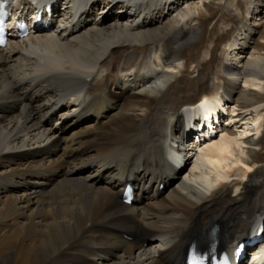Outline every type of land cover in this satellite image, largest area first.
I'll list each match as a JSON object with an SVG mask.
<instances>
[{"label": "bare ground", "instance_id": "1", "mask_svg": "<svg viewBox=\"0 0 264 264\" xmlns=\"http://www.w3.org/2000/svg\"><path fill=\"white\" fill-rule=\"evenodd\" d=\"M45 1L43 24L0 48V264H186L215 225L219 250L263 243L264 156L242 157L249 128L264 127L263 99L232 92L239 78L264 88V57L239 60L245 34L225 49L223 90L178 98L206 78L183 55L202 42L206 2L74 0L73 17L69 0ZM256 2L247 1L255 18ZM203 94L193 118L210 122L227 106L254 115L195 153L183 124ZM262 139L250 144L262 150Z\"/></svg>", "mask_w": 264, "mask_h": 264}, {"label": "rangeland", "instance_id": "2", "mask_svg": "<svg viewBox=\"0 0 264 264\" xmlns=\"http://www.w3.org/2000/svg\"><path fill=\"white\" fill-rule=\"evenodd\" d=\"M192 1L195 3L203 2V4L206 2L205 6L206 7L210 6V8L207 11L205 10L204 16L199 21V25L200 27H202L201 29L203 31L201 33L202 42L200 43V45H198L197 44L199 42L198 40L185 46V48H183V55L187 57V59H189V62H196V63L200 62L201 66L205 68L206 78L195 79L194 82L191 83V85L185 89V92H183L182 96L177 95L178 98L184 97L186 99L196 98V96L201 92L200 89L202 90L207 89L209 92L217 91L219 90V88L220 90L224 89L223 87L224 85H226L225 83H227L229 80V77H227L221 71L222 63L227 62L226 59L227 53L225 52V49L230 44L232 39L236 37L238 38V34H243V35L245 34L244 36H240L242 37L241 39L243 46L244 45L245 46L243 52L241 51L242 54L240 56L242 57L239 60H244V58L248 59L250 58L249 56L250 54L257 55L258 53H259L258 55L264 57V0H257L256 2L257 5H259V9L261 11V13H259V16L256 18L252 15L247 14L248 0H233L231 5H228V0H192ZM210 2L211 5H208V3ZM245 24L247 25L246 27L244 26ZM240 29L241 30L243 29V33L241 32ZM235 65H237V63ZM208 77H210L209 82H208ZM182 81L183 83L186 84V82H188V76L183 74ZM235 85H237L238 87H236ZM242 86H244L242 79L240 78L237 79L234 84V89L232 90L234 98L237 99L242 93L244 92L250 93L251 89H254L255 92L261 96V98L263 99L262 104H264V90H263L264 88L258 89L255 87H247V86H244L245 87L244 88ZM175 93L177 92L175 91ZM226 108L228 111H231L232 107L227 106ZM238 109L236 112L237 114L233 120L235 122V120L237 119L235 123H231L232 120L226 121L227 116H225V118L223 119V125L226 126L225 128L233 131L235 135L242 133L244 129L247 128L246 125H244L243 121L246 119H250V117H252L250 113H253L252 112L253 108H250L251 109L249 111L250 113L247 112L246 110L238 111ZM252 115H254V113ZM58 117L59 116H57V118ZM74 119H75L74 116L70 117L69 122L73 121ZM94 120L95 119L93 116L89 120V123L92 124ZM251 134L252 132L251 133L248 132L246 135H244V138L242 140L244 142V145L246 146L245 154L242 155L244 159H249L250 154L248 153V151L253 153V155L256 154L259 156H264V148L261 150L260 148H257L252 144H250V142L257 140ZM262 145L264 147V137L262 139ZM193 154L194 153H192L191 155ZM239 169H242V165L237 166L236 168L233 169V175L235 173H238ZM231 194L235 195L234 191L231 192ZM153 242L154 241L152 242L149 241L148 247H150V245Z\"/></svg>", "mask_w": 264, "mask_h": 264}, {"label": "snow or ice", "instance_id": "3", "mask_svg": "<svg viewBox=\"0 0 264 264\" xmlns=\"http://www.w3.org/2000/svg\"><path fill=\"white\" fill-rule=\"evenodd\" d=\"M2 31H3V22L0 21V33H2ZM0 43H3V41L0 40Z\"/></svg>", "mask_w": 264, "mask_h": 264}]
</instances>
